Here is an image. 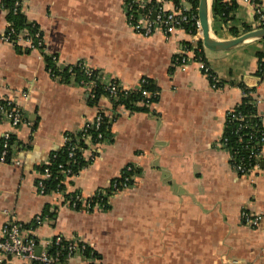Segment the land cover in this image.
Wrapping results in <instances>:
<instances>
[{
	"label": "crops",
	"instance_id": "crops-1",
	"mask_svg": "<svg viewBox=\"0 0 264 264\" xmlns=\"http://www.w3.org/2000/svg\"><path fill=\"white\" fill-rule=\"evenodd\" d=\"M235 2L227 23L213 20L209 5L212 39L234 38L230 28L239 35L258 29L255 9L264 16V0ZM150 3L197 14L191 0ZM20 4L26 20L38 26L43 46L30 49L23 39L13 45L3 40L9 22L0 0V101L11 100L25 116L17 128L0 122V139L9 132L16 141L10 158L0 163V227L7 219L2 210L28 227L42 215V224L33 228L40 243L55 236L78 239L94 255H75L59 264H264V145L255 166L239 175L220 142L227 111L242 100V86L253 90L264 125V73L256 75L258 56H264L261 40L223 52L204 48L218 84L213 87L186 48L200 39L183 29L169 37L136 34L126 22L124 0ZM44 55L55 57L58 69L82 63L99 71L104 82L135 89L148 78L159 89L147 113L118 108L111 142L99 144L89 165L67 180L65 193L86 200L108 187L127 164L134 165L141 175L128 190L110 197L107 210L71 209L62 193L40 195L36 189L38 167L63 145L65 132L80 130L100 109L112 114L107 99L89 106L84 86L53 78ZM180 56L187 63L178 66L173 58ZM88 148L82 152L85 160ZM243 212L260 216L259 226L248 225Z\"/></svg>",
	"mask_w": 264,
	"mask_h": 264
},
{
	"label": "built area",
	"instance_id": "built-area-1",
	"mask_svg": "<svg viewBox=\"0 0 264 264\" xmlns=\"http://www.w3.org/2000/svg\"><path fill=\"white\" fill-rule=\"evenodd\" d=\"M22 0H20L21 2ZM167 1V0H165ZM18 3H16L17 5ZM124 9H125V18L128 26L135 32L136 34H139L143 37L150 36L151 34L155 32H159L165 37L172 36L176 33L178 30H184V25L189 24L194 28V33L191 34L193 36H196L198 39L201 40V27L200 23L197 17L196 13H189L185 10H171V11H165L160 7L153 8L152 6H149L147 4V0H124ZM255 14L257 15V27L263 28L264 27V16L261 14V12L258 9H255ZM21 39L25 40L27 43V46L30 49H40L43 46V41L39 32V29L36 30V32L33 33V36H28L27 32H21L16 39H13L12 37V30H7L3 36V40L6 43L9 44H16ZM180 58V63H178ZM54 61L56 60L55 57H53ZM176 65H184L187 63V57L186 56H180L175 59ZM83 69L88 77L91 76V70L92 68L82 65ZM199 68L203 71L205 75L208 77L211 73L209 67L203 63L199 62ZM47 72L50 74L51 71L47 70ZM214 79V78H212ZM101 82L104 84V89L108 93L109 99H116V95L118 91H129L132 89H127L124 86H122L120 83H118L115 80H108L107 82H104L101 77ZM144 83V79H141L139 82V85L135 88H140V86ZM216 81L213 80V87H215ZM85 90L88 94H92V85H85ZM141 95L144 97H149L151 94H149L147 91H142ZM257 100L254 99V105H256ZM234 112L233 109L227 111L226 117L229 115H232ZM110 118L111 114H106L102 109L98 110L95 117L83 124V126L80 128L81 130L84 129L86 126H88L89 123H92L95 125V128H98L102 117ZM260 117V116H259ZM261 118V117H260ZM233 119L237 120V122H241L243 117L242 115L233 116ZM6 121L8 122L13 128L19 127L21 124L25 123V116L22 110L15 106L11 100L4 99L0 101V122ZM262 123V119H261ZM262 127L264 128V125L262 123ZM243 128V126H239L238 130ZM10 137L11 134L9 132H5L2 134V137L0 139L1 146H0V163H6L7 161V154L8 150L10 148ZM88 138V136L86 137ZM98 138H101V135L98 134ZM66 139H63V142H65ZM221 142V148H223L222 140ZM63 144V143H62ZM90 149V157L93 158V154H95L97 147L101 143H89ZM103 144V143H102ZM258 147L256 149H252L249 153L250 159L254 158L256 160L261 147L264 144V138L258 139ZM246 147L245 149H247ZM225 149V148H223ZM80 152H83V149H79ZM227 150V149H225ZM251 150V149H248ZM75 148H71L69 150V156L71 157L74 153ZM228 151V150H227ZM256 151V152H255ZM229 153V152H228ZM12 154V153H11ZM230 153H229V161L232 160ZM45 165H48L46 163ZM249 165V164H248ZM255 164L251 167L246 166L243 159H240L238 163L232 164L231 168L239 175H246ZM127 171H130L131 168L127 167ZM64 178L65 180L62 182L66 184L67 186V180L70 179L71 174L70 170L67 169L64 172ZM40 179L36 184V189L40 195H44L43 193V186L41 183V180H44L50 176L49 171L47 168H44L43 172L39 173ZM122 175H119V178ZM138 176L133 174L131 176H124L122 181L120 182V185L113 184L114 192L119 193L124 190H128L134 183L135 179ZM67 194V193H66ZM112 194V195H113ZM69 195V194H68ZM105 194L102 193L101 189L96 190V192L88 199H83L79 194L72 193L68 196V198L64 197L65 204L70 207L71 209H76L77 206L83 207V209L86 210H92V209H100L103 210L105 204H108V201L110 197H107L106 201L103 200V197ZM92 198H96L95 201H92ZM1 214L6 216V221L2 224L0 227V264H10L13 259L20 260L24 262V264H59L62 257L70 258L75 255H81L84 258L87 256L94 257L91 250L87 249V246L83 244L78 239L73 238H63L61 236H55L51 240L47 241L46 243H40L34 233V230L32 226L26 228L25 224L19 223L17 220L14 219L12 214L7 210H2ZM242 218L244 221L247 222L248 225L251 227H257L261 223V217L260 216H252L249 213L243 212L241 213ZM44 216L42 215H36L32 218L31 223L34 226L41 225ZM48 247H52L53 251L49 250ZM39 250L38 253L36 251Z\"/></svg>",
	"mask_w": 264,
	"mask_h": 264
},
{
	"label": "trees",
	"instance_id": "trees-1",
	"mask_svg": "<svg viewBox=\"0 0 264 264\" xmlns=\"http://www.w3.org/2000/svg\"><path fill=\"white\" fill-rule=\"evenodd\" d=\"M193 9H196L198 5V0H191ZM16 3H18L16 5ZM20 0H1L2 8L5 11L6 19L9 22L8 30H12V37L16 39L21 32H27L28 36L32 37L33 33L36 32L38 26L35 23L28 22L25 16L21 13ZM149 6L155 8L154 3H150ZM236 9L235 0L230 2H224L223 0H211L210 10L211 18L213 20H221L223 23H227L232 19V14ZM184 30L189 33H194V28L189 24L184 25ZM246 31V30H245ZM230 33L233 37H237L239 32L236 29L230 28ZM261 43L264 48V39L261 40ZM187 49H192L194 54V59L201 61L206 64V59L204 55V48L201 44V41L197 42L196 46L187 44ZM262 55L258 56V67L256 70L257 76H262L264 73V60ZM178 58V57H177ZM45 67L46 70H50V75L58 77L59 81L62 83H74L79 86L92 85V94H88L86 97V102L89 106H97L101 98L107 99L110 103V109L112 111L111 117L107 118L102 117L101 123L98 128H95V125L89 123L84 129H80L75 132H65L63 134V139L66 141L63 142V145L50 153L48 165H42L38 167L39 172H43L44 168H47L50 176L44 180H41L43 186V193L49 194L52 192L62 193L64 197L68 198V194L65 193L66 184L62 183L64 178V171L69 169L71 176L77 175L83 168H85L92 160V157L84 159L82 157V152L79 149H86L89 147V143H110L111 142V133H110V124L116 117L117 109L124 108L129 112H143L147 113L149 111V105L157 101L159 89L156 87L154 82L148 78H144V83L140 88L132 89L129 91H118L116 99H109L108 93L104 89V84L101 82V74L97 70H91V76L88 77L83 69L82 63H77L74 65L66 66L62 69L56 67V60L54 61L53 57L45 56ZM175 62V58H173ZM178 63H180V58ZM207 65V64H206ZM209 76L210 83L213 85V74L210 73ZM218 87V84H215ZM147 91L151 94L149 97H144L141 95L142 91ZM252 89L242 86L243 97L239 105L233 108L234 112L232 115H229L225 118V123L221 135V140L223 148L227 149L230 153L232 160L230 164L238 163L240 159L244 160L247 168L255 164L254 158H248L250 151L258 147V139L264 138V128L262 127L261 118L256 112V107L254 105V99L250 96ZM242 115L243 119L241 122L233 119V116ZM239 126H243L238 130ZM98 134L101 135V138H98ZM88 136V138H86ZM16 141L11 136L10 137V148L7 154V160L10 158L11 153L16 146ZM264 145V144H263ZM1 146V141H0ZM75 148L72 156H69V150ZM248 147L247 149H245ZM251 149V150H248ZM256 152V151H255ZM94 155V154H93ZM249 164V165H248ZM130 167L131 170L127 171L126 168ZM141 175V171L137 169L134 165L127 164L121 171L122 175L120 178H114L110 181L108 187L101 189L102 193L105 195L103 200L106 201L107 197H110L113 192V184L120 185L124 176L131 175ZM39 180L36 181V183ZM70 183V181H69ZM96 198H92V201H95ZM80 206L76 207L78 210ZM108 209V204H105L103 210ZM50 217V214H48ZM28 228V226H25ZM34 227V226H33ZM49 250L53 251L52 247H48ZM61 260L64 257L60 258Z\"/></svg>",
	"mask_w": 264,
	"mask_h": 264
},
{
	"label": "water",
	"instance_id": "water-1",
	"mask_svg": "<svg viewBox=\"0 0 264 264\" xmlns=\"http://www.w3.org/2000/svg\"><path fill=\"white\" fill-rule=\"evenodd\" d=\"M209 0H198L197 17L201 27V44L203 48L212 52H223L244 44L251 40L264 39V27L245 32L229 40H214L210 37ZM39 250L36 251L38 253Z\"/></svg>",
	"mask_w": 264,
	"mask_h": 264
}]
</instances>
